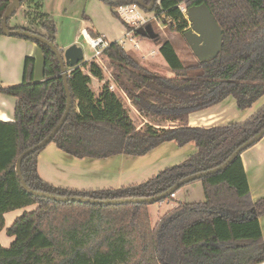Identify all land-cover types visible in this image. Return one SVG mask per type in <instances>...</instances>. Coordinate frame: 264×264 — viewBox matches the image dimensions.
Segmentation results:
<instances>
[{
	"label": "trees",
	"instance_id": "trees-1",
	"mask_svg": "<svg viewBox=\"0 0 264 264\" xmlns=\"http://www.w3.org/2000/svg\"><path fill=\"white\" fill-rule=\"evenodd\" d=\"M102 1L111 6L137 2ZM12 2L0 0L1 34L2 16ZM144 2L150 5L151 0ZM183 2L187 6L207 3L223 27L224 46L217 57L195 59L187 64L167 39L160 53L173 75L165 76L137 61L119 42H110L104 55L114 66L112 80L145 120L136 124L124 96L111 89L110 80L96 93L91 77L103 81L104 71L95 60L86 61L68 67L73 97L70 115L51 143L80 159H105L121 154L138 157L170 141L180 147L194 142L196 152L186 161L139 184L81 190L55 186L41 177L38 158L45 146L22 161L24 179L32 189L101 200L154 197L190 174L220 166L238 147L264 129V106L245 121L217 126L189 125L192 112L219 104L228 97H234L238 108L246 110L264 96V0L156 3L153 10L158 18L170 29L184 34L190 23L179 9ZM22 6H26L24 16L28 24L19 22L14 26L11 21ZM20 7L9 19V27L36 32L57 44L56 26L52 15L42 11V0H23ZM114 14L128 27L118 13ZM30 41L37 43L44 54L43 78L35 80L36 59L27 56L21 83L1 88L3 93L16 97L17 105L14 121L0 120V233L6 226L7 211L33 204L37 207L25 210L6 230L15 239L8 247L0 241V264H256L264 261L260 224L264 196L253 201L241 155L227 168L201 179L204 201L179 202L154 226L147 203L96 205L56 202L31 195L20 181L17 159L52 132L65 115L68 98L56 54L46 45Z\"/></svg>",
	"mask_w": 264,
	"mask_h": 264
},
{
	"label": "rangeland",
	"instance_id": "rangeland-1",
	"mask_svg": "<svg viewBox=\"0 0 264 264\" xmlns=\"http://www.w3.org/2000/svg\"><path fill=\"white\" fill-rule=\"evenodd\" d=\"M42 4L43 12L47 13L46 10H48L50 13H52L51 20L56 26L58 34L57 45L67 41L68 38L79 34V42L85 49V57L86 59H89L88 62L91 63L95 60L96 63L100 64V66L103 68L105 80L109 79L108 77H110V81L113 82V63L110 62L104 53L102 54L100 61L98 58L93 57L94 51L87 44L81 29L85 26L90 27L91 29L93 28L97 31L105 32L110 40H117L116 38H118V30L123 29L120 19L114 14V12L117 10V6L108 5L102 0H42ZM44 6L46 10L44 9ZM182 6H184V8L188 7L185 2H183ZM25 11L26 6L19 8L17 13L18 16L13 18L11 21L12 25H15L14 22L16 21V18H18L20 22L23 20V18H25ZM145 13H147L148 18L152 17L147 24L152 23L154 29H156V31L159 33V38L157 40H153L140 36L144 40V43L141 44V49H131V45L127 40L128 43L124 49L127 50L133 56V58L151 70L153 69L162 75H169L168 72L170 75H173V73L170 72L167 62H165L160 53V48L163 46L162 44L167 41V39H169L174 45L182 61L188 64L194 62V60L197 59L192 51L191 46L188 45L183 33L170 29L169 25L165 24L160 19H154L153 16H156L155 10L150 12L145 11ZM84 14L88 15L86 18L87 22L85 20L83 22ZM90 33L92 34V32ZM88 69L89 67L86 68V71H88ZM94 88L96 89L98 87L95 86ZM116 91L122 94L120 89H116ZM123 98L131 117L134 119L136 124H141L145 118H143L139 112L135 111L134 107L130 104V100H128L126 96ZM46 148L48 149L46 153H52V151H54L56 148L55 155L51 154L53 159H47V169H55L57 178L64 179L65 181L72 184L78 182L77 184H81L83 186L90 185L112 188V186H117L119 184L130 185L134 181L147 180L155 173V171H153L154 173H150V171H152L153 167L156 166L155 164L151 167L152 162L156 160V158H154V160L153 158H142V160H138V163H136L134 166H129V164L126 162L124 170L122 171V165L121 162L118 161V158H115V160L111 162L101 160L95 164H91L90 161L80 158H75V160L70 162L67 157L60 156L59 152H63V150L57 147L56 144L50 143ZM169 151L171 150H166L164 152L165 156L160 158H168L167 154ZM161 155H163V153ZM156 163L157 165L160 164L158 161ZM176 192L178 193L180 200L183 202H200L205 200V193H203L201 179L188 182V184L181 187ZM172 202L174 201H171V199L164 200V203L161 204V207L159 206V201L150 204L152 226H154L161 218L159 215H165L167 211L172 208L171 205L168 206V203L172 204Z\"/></svg>",
	"mask_w": 264,
	"mask_h": 264
},
{
	"label": "crops",
	"instance_id": "crops-1",
	"mask_svg": "<svg viewBox=\"0 0 264 264\" xmlns=\"http://www.w3.org/2000/svg\"><path fill=\"white\" fill-rule=\"evenodd\" d=\"M45 9V6H44ZM46 10V9H45ZM46 12L51 15L48 10ZM18 16V15H17ZM87 14H84V20L86 21ZM20 21L16 19L14 24H18ZM27 19L23 18L20 23H27ZM87 22V21H86ZM87 24V23H86ZM14 25V26H15ZM123 29L118 30V41L120 37L125 33V27L123 24H121ZM86 27V26H85ZM88 31L92 32L93 34H96V36L105 35L107 38V34L105 32H100L95 29H91L90 27H87ZM58 38V34H57ZM109 39V38H108ZM110 40V39H109ZM111 42H114L113 40H110ZM144 43V40L140 37V45ZM75 44L83 48L82 44L79 42V34H76L70 38H68L67 41H64L59 44V48H63L64 50L69 49V46ZM84 53L85 49L83 48ZM27 56H33L36 59V69H35V80H40L43 78V61H44V54L42 52V49L37 45V43H34L30 40H27L25 38L16 37V36H9L5 33H0V120L1 121H14L15 120V111H16V105H17V99L15 96L10 95L6 92H2L1 88L7 87V86H14L21 83L23 79V72H24V60ZM89 59H86L85 62ZM171 72V71H170ZM169 76L170 73L168 72ZM168 76V75H165ZM110 80L111 78L108 77ZM92 88L96 93H99L101 90V87L103 86V83L106 81L105 78L103 81L97 79L96 77L92 76ZM114 84V82H111ZM98 88H94V87ZM116 89L118 90L117 86ZM264 106V96H262L260 99H258L252 107L241 110L237 106V101L234 97H228L227 99L219 102V104L213 105L209 108L202 109L201 111H195L192 112L189 116V125L191 126H217L219 124H227L230 122H236V121H245L252 117L253 114H255L258 110H260L261 107ZM135 109V108H134ZM136 112H138L135 109ZM47 148L39 154L38 158V172L40 173L41 177L54 184L55 186H62V187H70V188H77V189H83V190H89V189H103L106 187H99V186H83L81 184L77 183H69L65 181L64 179L57 178V173L55 169H47V159H53V156L51 154L56 153V148L54 151L47 152ZM171 150L168 152V158L161 159L160 157L165 156V151ZM197 150L196 143L189 142L186 146L180 147L175 141L165 142L154 148L153 151L149 152L146 155L138 156V157H132L126 154L111 156L105 159H96V158H84V160H88L91 162V164L98 163V161L104 160L106 162H111L115 160V158H118V161L121 162L122 168L121 170H124V166L126 162L129 164V166H134L136 163H138V160H142V158H156L160 162L159 165H157V161L154 160L152 162V165H155L153 167L152 171L150 173H155L149 177V179L158 172L162 171L163 169H166L168 167H171L172 165H176L179 163H182L186 161L187 157L195 153ZM59 152L60 156H65L67 159H69L70 162L75 160L76 157L70 156L67 153ZM163 153V155H161ZM241 159H243L244 167L246 174L248 175L249 179V186L251 191V196L253 201L255 202L259 198L264 196V137L258 141V143L254 144L253 147L247 149L241 154ZM81 162V161H79ZM86 163V162H85ZM113 163V162H112ZM148 180V179H147ZM142 181H134L131 184L143 182ZM124 184H119L117 186H112L114 188H119ZM203 185V184H202ZM175 196L171 198V201L174 202L168 203V206L171 205L172 208L177 206L179 202H183L180 200L178 193H174ZM164 201L159 202V206L161 207V204H163ZM37 207V204L29 205L24 208L15 209L11 211H7L5 213V220H6V226L0 233V241L3 246L8 247L11 242L14 239V236H10L7 234L8 227L21 215H23L24 211H31ZM150 205L148 207L150 211ZM172 208H170L168 211H171ZM160 211V210H159ZM167 211V212H168ZM151 214V211H150ZM163 216V215H159ZM260 224L262 227V233L264 238V215L260 217ZM256 264H264L263 262L256 263Z\"/></svg>",
	"mask_w": 264,
	"mask_h": 264
},
{
	"label": "water",
	"instance_id": "water-1",
	"mask_svg": "<svg viewBox=\"0 0 264 264\" xmlns=\"http://www.w3.org/2000/svg\"><path fill=\"white\" fill-rule=\"evenodd\" d=\"M22 1L23 0H13L11 5L6 9V11L2 16L3 18H2L1 29L3 33H5L6 35L16 36V37L22 36L33 41H38L54 51L62 67V78L64 81L65 90L68 98L67 107L64 113L65 115L57 123V125L54 127L52 132L42 141L38 142V144H36L35 146L23 151L22 154L17 159L16 170L18 172L20 181L22 182V186L31 195L36 197L48 198L56 202L77 201V202H82L87 204L91 203L96 205H106V204L123 205L124 203L153 204L158 201L159 202L164 201V199H166L167 197L173 196L174 193H176V191H178L182 186L188 184V182H191L196 179H202L206 175L215 174L227 168L234 160H236L237 156L241 155L247 149L253 147L254 144L258 143V141H260L264 137V129H263L258 134L253 136V138L249 139L240 147H238L237 150L228 158V160H226L220 166L206 170L204 172L190 174L184 179L177 182L174 186H172L171 189L161 194L155 195L154 197H139V198L124 197L123 199L101 200L97 198L84 197V196H74V195L60 196L57 194L53 195L45 191L39 192L32 189L28 185L27 181H25L24 179L23 170H22L23 167L22 161L26 156L50 144L51 141L55 138V135L59 132V130L64 125V123L67 121L70 115L69 112L73 101L72 91H71L70 83L68 81V73H69L68 67L69 66L76 67L82 65V63L85 62V53L83 48L75 44L70 45L69 49L64 50L63 48H59V46L56 43L51 42L47 37H44L36 32L33 33L29 30L22 28L11 29L8 25V21L11 18V16L17 11L18 7H20ZM137 3L144 11L150 12L154 9L157 0H151L150 5L146 4L144 0H137ZM186 15L190 23V26L188 27V29L184 31V36L186 38L188 45L191 46L192 51L196 56L197 60L205 61L217 57V55L221 52L224 46L223 27H221L220 23L214 16L213 12L210 10L207 3L203 2L200 3L199 5L188 6L186 10ZM136 30L140 36H143L145 38H149V39L159 38V33L156 31V29H154L152 23L146 24L145 26H140Z\"/></svg>",
	"mask_w": 264,
	"mask_h": 264
},
{
	"label": "built area",
	"instance_id": "built-area-1",
	"mask_svg": "<svg viewBox=\"0 0 264 264\" xmlns=\"http://www.w3.org/2000/svg\"><path fill=\"white\" fill-rule=\"evenodd\" d=\"M157 3L160 4V0H157ZM179 9L186 15L187 8H184V6L180 4ZM116 13H118L128 25V27H125V33L117 42L125 47L128 43V40L129 44L131 45V49H141L142 46L140 45V35L137 33L136 29L140 26H145L152 17L148 18L147 13H145V11L139 6L137 2H133V4L118 5ZM153 18L159 19L157 14L155 17L153 16ZM81 31L86 39L87 44L94 51L93 57L98 58L100 61L104 50L107 48V46H109L111 41L105 35L93 36L90 31H88L87 27H83ZM110 87L111 89L116 90L115 84H111ZM173 196H175V194Z\"/></svg>",
	"mask_w": 264,
	"mask_h": 264
}]
</instances>
